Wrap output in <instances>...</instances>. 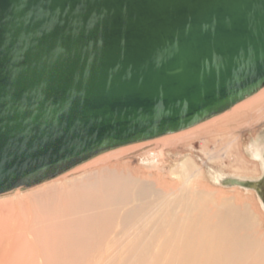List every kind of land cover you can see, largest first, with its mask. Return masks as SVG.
<instances>
[{
    "label": "water",
    "instance_id": "water-1",
    "mask_svg": "<svg viewBox=\"0 0 264 264\" xmlns=\"http://www.w3.org/2000/svg\"><path fill=\"white\" fill-rule=\"evenodd\" d=\"M262 86L264 0H0V194Z\"/></svg>",
    "mask_w": 264,
    "mask_h": 264
},
{
    "label": "rangeland",
    "instance_id": "rangeland-1",
    "mask_svg": "<svg viewBox=\"0 0 264 264\" xmlns=\"http://www.w3.org/2000/svg\"><path fill=\"white\" fill-rule=\"evenodd\" d=\"M250 100L255 108L243 107ZM256 115L262 120L254 122ZM259 135L264 160V86L197 125L99 152L39 184L0 194V264H186L180 239L204 241L195 225L207 224L212 232L214 214L227 201L252 215L248 232L264 240V203L257 192L218 184L209 174L241 171L248 180L263 179L264 167L245 148ZM187 200L202 215L184 214ZM232 216L221 217V263L264 264L253 251L237 257ZM203 257L193 264H206Z\"/></svg>",
    "mask_w": 264,
    "mask_h": 264
},
{
    "label": "bare ground",
    "instance_id": "bare-ground-1",
    "mask_svg": "<svg viewBox=\"0 0 264 264\" xmlns=\"http://www.w3.org/2000/svg\"><path fill=\"white\" fill-rule=\"evenodd\" d=\"M253 94H251V95H253ZM247 97H249V96H247ZM247 97H245L243 100L246 101V98ZM252 101L250 100L247 103H244L243 104V107L244 106H248V108L249 107L251 108L253 106L251 104ZM240 102H238V103H240ZM254 108H255V106H253L251 109H254ZM234 110L236 111L237 108L234 109ZM219 114H221V113H219ZM216 115H218V114H216ZM213 116H215V115H213ZM247 117H249V116H246V118ZM259 119H261L260 116L256 115V116H254V120L253 121L255 122V120L258 121ZM201 122H199V123H201ZM199 123H197V124H199ZM197 124H195V125H197ZM262 136L263 135H261V136L259 135V136L252 137L250 139V141L245 146L246 151H248L249 152L248 154H250L249 156H252L254 159H256L258 161V166L261 167V169H262V166L264 167V160L261 157L262 154H261V148H260V143L262 142V138H263ZM237 161H238V159H237ZM209 174H210L211 177H213L214 181L216 183H218V184L219 183L221 184L222 181L224 179H227V178H236V179H239V180H248L245 177H242V175L245 174V173H243L241 171H235V174L233 173V174H231L229 176H226L224 173H221V172L220 173H216V172L211 173L209 171ZM259 174H260V171L257 173V175H259ZM189 177H191V176H188V178L185 180L186 182L189 181ZM254 181H257V180H254ZM244 189H245V191L247 193H250L251 192V189L255 190L254 188H247V187H244ZM202 196L203 195L201 193L196 194V197H198V199H200L201 202H202V200H201L202 199ZM260 199L262 200V203H264V200L262 198H260ZM189 200L185 201V203L183 204L184 207H183L182 211L185 212L184 214H186V215H192L193 211L196 210L197 212L194 215H202V209H200V208L198 209L199 206L193 207L192 206L193 202L191 204ZM179 206H178V208H179ZM220 206H222V207L220 209L218 207L217 209H219V210H217L215 212V214H214V215H216V221H215V224H214V227L215 228L212 229V232H210V230H211L210 228L208 229L207 224L204 225L203 228L202 227H200V228L198 227L197 228L196 225L201 226L202 224H196L195 227H194V229H193V231H195V230H198L199 231V234H200L199 236L205 235L206 238L204 239V241H206V242L202 241L201 243H196V245H195L189 239V237L187 238V242H186V239H183V241L180 239V243L179 244H180L182 250H184V252L187 254L186 255V264H193V263L197 262L196 260H198L200 257H203V256H204L203 259L206 261V264H223V263H221V259H220L221 257H219L218 254L223 250V249L222 250H220V249H221V246H224V245H222V244H224V239L220 238L219 237V234H220V231L222 229L221 227L223 226L222 224L224 222L222 220L223 218H221V217H225V216H228V215H233L234 217L233 216L232 217L235 218L234 221H233L232 218L229 217L230 218V222H235V246L232 247V248H235L234 249L235 252H238V256L237 257H241V256L244 257L245 256V253H248L250 251H253L256 254L255 257H257L258 259L259 258H264V240L261 239V241H259V239L253 238V236H252L253 234H251V233L249 234V232H248V230L251 231V229L255 225V221H254L252 215H250V213L246 209H238V208L232 206L228 201L221 203ZM174 212H176V211H174ZM174 222H175V218H174ZM192 226L189 227V230H191ZM219 227L221 229H219ZM215 230L219 231L217 233V235L216 236H215V234H212L211 235V233H215ZM208 231H209V233H208ZM240 231H244L245 232L244 235H242V237L236 236L238 233H240ZM175 235H177V234H175ZM179 237H181V236H179ZM227 238H228V236H227ZM233 244L234 243H231L232 246H233ZM219 246H220V248H219ZM215 248H218V250L215 249ZM217 251H219V253ZM225 253H226V255H230V257H232L231 254H230V252H228L229 254H227V252H225ZM225 253L223 252V254H225ZM221 254H222V252L220 253V255ZM226 255H224V257H226ZM234 255H236V253ZM224 257H222L223 260H225ZM227 260H229V259H227Z\"/></svg>",
    "mask_w": 264,
    "mask_h": 264
}]
</instances>
